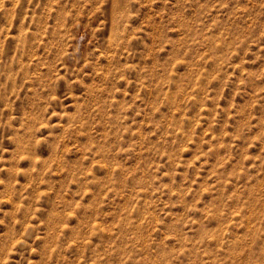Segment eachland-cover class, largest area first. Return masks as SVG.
<instances>
[{
    "label": "rangeland",
    "instance_id": "obj_1",
    "mask_svg": "<svg viewBox=\"0 0 264 264\" xmlns=\"http://www.w3.org/2000/svg\"><path fill=\"white\" fill-rule=\"evenodd\" d=\"M0 264H264V0H0Z\"/></svg>",
    "mask_w": 264,
    "mask_h": 264
}]
</instances>
